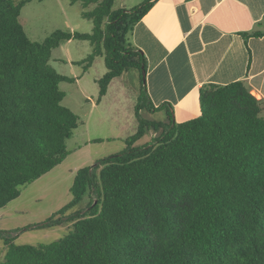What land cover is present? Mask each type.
Returning a JSON list of instances; mask_svg holds the SVG:
<instances>
[{"label": "trees", "instance_id": "1", "mask_svg": "<svg viewBox=\"0 0 264 264\" xmlns=\"http://www.w3.org/2000/svg\"><path fill=\"white\" fill-rule=\"evenodd\" d=\"M30 1L0 0V209L71 152L67 140L80 117L63 104L60 86L75 77L51 64L61 44L91 43L79 64L104 58L97 100L115 77L139 73V125L124 150L78 169L70 202L37 225L69 223V232L39 244L0 233V264H264V99L244 81L208 83L201 115L177 122L171 105L154 106L143 83L145 55L131 41L156 0L130 10L114 8L116 0H71L92 32L57 29L42 41L20 20ZM142 110L166 117L147 119ZM148 132L152 140L138 145Z\"/></svg>", "mask_w": 264, "mask_h": 264}, {"label": "rangeland", "instance_id": "2", "mask_svg": "<svg viewBox=\"0 0 264 264\" xmlns=\"http://www.w3.org/2000/svg\"><path fill=\"white\" fill-rule=\"evenodd\" d=\"M145 0H116L114 8L127 10ZM80 2L71 0H32L24 5L20 20L32 40L42 41L57 29L89 33L93 22L82 15ZM93 51L87 40L74 39L52 52L51 64L61 74L75 77L74 82H62L66 92L63 104L80 117L79 126L67 140L70 154L52 170L22 188L20 195L0 209V233L13 235L16 244L49 243L63 237L71 229L69 223L38 227L72 199L71 186L77 170L94 166L100 159L126 148L125 138L133 135L139 125L136 115L140 77L130 79L131 70L115 77L107 92L98 99L99 79L107 71L104 58L97 57L91 66L79 64ZM131 73V74H129ZM132 77V76H131ZM147 119L161 117L142 110ZM152 140L146 133L138 145ZM85 202L72 209L78 210ZM0 237V259L5 251Z\"/></svg>", "mask_w": 264, "mask_h": 264}, {"label": "crops", "instance_id": "3", "mask_svg": "<svg viewBox=\"0 0 264 264\" xmlns=\"http://www.w3.org/2000/svg\"><path fill=\"white\" fill-rule=\"evenodd\" d=\"M131 41L145 55L154 106L171 105L177 122L201 115L200 88L208 83L244 81L264 99V0H156Z\"/></svg>", "mask_w": 264, "mask_h": 264}, {"label": "water", "instance_id": "4", "mask_svg": "<svg viewBox=\"0 0 264 264\" xmlns=\"http://www.w3.org/2000/svg\"><path fill=\"white\" fill-rule=\"evenodd\" d=\"M145 70H143V83L145 84Z\"/></svg>", "mask_w": 264, "mask_h": 264}]
</instances>
